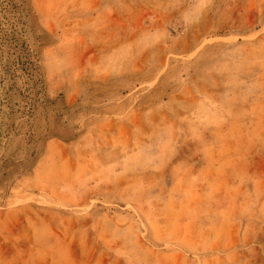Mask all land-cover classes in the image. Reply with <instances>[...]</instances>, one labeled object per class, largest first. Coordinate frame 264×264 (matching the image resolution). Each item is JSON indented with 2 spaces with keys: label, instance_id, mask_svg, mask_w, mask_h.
<instances>
[{
  "label": "rangeland",
  "instance_id": "1",
  "mask_svg": "<svg viewBox=\"0 0 264 264\" xmlns=\"http://www.w3.org/2000/svg\"><path fill=\"white\" fill-rule=\"evenodd\" d=\"M0 240L264 264V0H0Z\"/></svg>",
  "mask_w": 264,
  "mask_h": 264
},
{
  "label": "crops",
  "instance_id": "2",
  "mask_svg": "<svg viewBox=\"0 0 264 264\" xmlns=\"http://www.w3.org/2000/svg\"><path fill=\"white\" fill-rule=\"evenodd\" d=\"M34 194H31V196H33ZM25 228L23 229L24 232H31V229L29 227L24 226ZM10 243H12L11 240H8ZM5 244H7V241H2L0 240V259H2L3 261H12L15 257L14 256H10V255H6L4 254L3 249L5 248Z\"/></svg>",
  "mask_w": 264,
  "mask_h": 264
}]
</instances>
